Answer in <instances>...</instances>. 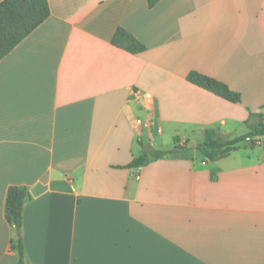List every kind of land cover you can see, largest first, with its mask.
Wrapping results in <instances>:
<instances>
[{"label":"crops","instance_id":"0c3cea01","mask_svg":"<svg viewBox=\"0 0 264 264\" xmlns=\"http://www.w3.org/2000/svg\"><path fill=\"white\" fill-rule=\"evenodd\" d=\"M48 1L50 17L0 61V264L19 260L13 186L30 195L28 264H264V137L215 162L193 149L127 168L141 143L193 148L264 117V0ZM118 28L145 51L114 46ZM139 117L162 127L158 147Z\"/></svg>","mask_w":264,"mask_h":264},{"label":"trees","instance_id":"16d2710c","mask_svg":"<svg viewBox=\"0 0 264 264\" xmlns=\"http://www.w3.org/2000/svg\"><path fill=\"white\" fill-rule=\"evenodd\" d=\"M150 8L155 7L161 0H147ZM51 15L48 0H4L0 3V61L23 42L31 33L41 26ZM112 44L133 55L145 51L133 35L123 28H118L112 38ZM188 82L202 88L231 103L241 102V95L232 91L226 84L198 72H190L187 76ZM258 117L260 120L255 124L247 122L249 133L231 138L216 130H207L204 141L193 148L177 145L172 150H155L145 146L143 154L130 163L127 168H138L145 165L150 158L162 159L166 156L184 155L190 150H196L205 162H215L231 155L241 148L254 149L257 147L258 139L264 137L263 115L251 114V119ZM30 199L26 187H10L6 198V220L13 225L17 231V238L12 241V247L19 252L18 264H28L24 241L22 238L23 213L25 205Z\"/></svg>","mask_w":264,"mask_h":264},{"label":"built area","instance_id":"2783aa9c","mask_svg":"<svg viewBox=\"0 0 264 264\" xmlns=\"http://www.w3.org/2000/svg\"><path fill=\"white\" fill-rule=\"evenodd\" d=\"M147 103H152L153 97L149 93H145ZM135 129L137 133L148 140L152 147H158L157 138L162 136L163 129L152 119L139 117L135 121Z\"/></svg>","mask_w":264,"mask_h":264},{"label":"rangeland","instance_id":"374dc122","mask_svg":"<svg viewBox=\"0 0 264 264\" xmlns=\"http://www.w3.org/2000/svg\"><path fill=\"white\" fill-rule=\"evenodd\" d=\"M246 131L244 130H240V131H238V133L235 135V136H240V135H242V134H244ZM166 142H167V140H166ZM195 142V141H194ZM197 142H202V139H197ZM260 142V141H259ZM193 144V143H192ZM258 145V144H257ZM259 146H264V143H259Z\"/></svg>","mask_w":264,"mask_h":264}]
</instances>
